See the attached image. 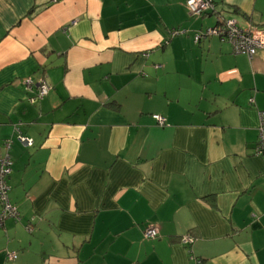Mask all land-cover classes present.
I'll return each mask as SVG.
<instances>
[{
	"label": "crops",
	"instance_id": "0c3cea01",
	"mask_svg": "<svg viewBox=\"0 0 264 264\" xmlns=\"http://www.w3.org/2000/svg\"><path fill=\"white\" fill-rule=\"evenodd\" d=\"M214 1L197 17L185 0H0V157L11 139L20 213L0 264H264V50L193 39L226 18L264 26V0Z\"/></svg>",
	"mask_w": 264,
	"mask_h": 264
},
{
	"label": "built area",
	"instance_id": "2783aa9c",
	"mask_svg": "<svg viewBox=\"0 0 264 264\" xmlns=\"http://www.w3.org/2000/svg\"><path fill=\"white\" fill-rule=\"evenodd\" d=\"M55 1V0H54ZM185 7L194 16H202L209 12H213L215 9L213 0H186L184 2ZM181 30L174 29L172 34H178ZM217 36L221 40L227 41L232 46L234 53H245L252 57L260 50H264V26H250L246 29L240 27L233 19H223L218 25L207 27L202 31H198L194 34V41L197 42L202 37ZM26 88H30L31 83L29 79L24 81ZM49 85L45 79L40 83L36 95L29 97V102L34 103L37 99H41L47 94ZM259 115V138L255 145V154L259 155L264 153V110L258 112ZM152 118L160 126L165 124V119L157 114L152 115ZM16 140L25 146H31L32 140L22 133L18 132ZM12 140L6 139L3 142L4 152L0 157V226L4 221L11 218L15 221L20 219V213L16 205H14L9 197L10 186L8 184V177L12 171L13 160L11 157ZM26 229L30 230V225H26ZM143 234L145 237L154 238L158 236L159 230L155 226H147ZM193 237L184 235L181 237L182 243H191ZM6 257L8 260H14L16 258L15 252H7Z\"/></svg>",
	"mask_w": 264,
	"mask_h": 264
},
{
	"label": "trees",
	"instance_id": "16d2710c",
	"mask_svg": "<svg viewBox=\"0 0 264 264\" xmlns=\"http://www.w3.org/2000/svg\"><path fill=\"white\" fill-rule=\"evenodd\" d=\"M186 1V0H185ZM213 2H214V6H215V1L213 0ZM185 5V4H184ZM187 9V8H186ZM188 10V9H187ZM227 19V18H226ZM223 20V19H222ZM222 20H220V21H218L215 25H218V24H220L221 22H222ZM235 54H237V53H235Z\"/></svg>",
	"mask_w": 264,
	"mask_h": 264
}]
</instances>
